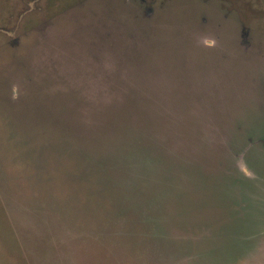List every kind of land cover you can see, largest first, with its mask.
Returning a JSON list of instances; mask_svg holds the SVG:
<instances>
[{"label": "rangeland", "instance_id": "374dc122", "mask_svg": "<svg viewBox=\"0 0 264 264\" xmlns=\"http://www.w3.org/2000/svg\"><path fill=\"white\" fill-rule=\"evenodd\" d=\"M0 264H264V0H0Z\"/></svg>", "mask_w": 264, "mask_h": 264}, {"label": "water", "instance_id": "95a60500", "mask_svg": "<svg viewBox=\"0 0 264 264\" xmlns=\"http://www.w3.org/2000/svg\"><path fill=\"white\" fill-rule=\"evenodd\" d=\"M173 53V51L172 52H170L169 51V54L171 55ZM170 55H168V53H167V57H171ZM165 68H169L168 70H167V73H168V76H166L167 78H171V76H172V68H173V62L171 63V65H169V66H167V67H165ZM162 69H163V66H162ZM223 99H224V97H222ZM221 99V98H220ZM220 99H218V100H220ZM226 99H228V101H225V103H224V105L227 107V105H229V104H231V102H234V101H232L231 100V98H226ZM230 100V101H229ZM222 101H224V100H221V103H222ZM243 101H244V99L243 100H240V101H238V102H235L236 103V109L234 108V107H232L231 105H229L228 107H229V109H230V112L232 113L231 115H236V114H234V112H239V113H245L248 109H243V108H241L240 106L241 105H243ZM249 101L251 102V103H253L252 102V99L251 98H249ZM204 121V120H203ZM208 122H210L211 123V120H210V116H208L207 118H206V122L204 121V124H202L201 126L202 127H204V129H210L211 130V128L210 127H212V125L211 124H208ZM220 128L223 130V128H222V125L220 124ZM253 144V143H252ZM252 144L250 143V144H248V146L247 147H244V149L238 154V158H236L235 160H236V162H235V165L233 164V169L236 171V174L239 176V175H241V167H242V165H246L245 163H246V154L248 153V151H249V146L250 147H252L253 148V146H252ZM255 150H257V151H263L262 149H257V148H254ZM262 161H263V159H262ZM252 173V172H251ZM246 177H247V175H246Z\"/></svg>", "mask_w": 264, "mask_h": 264}, {"label": "clouds", "instance_id": "9594fccd", "mask_svg": "<svg viewBox=\"0 0 264 264\" xmlns=\"http://www.w3.org/2000/svg\"><path fill=\"white\" fill-rule=\"evenodd\" d=\"M202 42L207 47H213L215 45V40L212 38H208V37L204 38ZM13 98H16L15 86L13 89Z\"/></svg>", "mask_w": 264, "mask_h": 264}]
</instances>
